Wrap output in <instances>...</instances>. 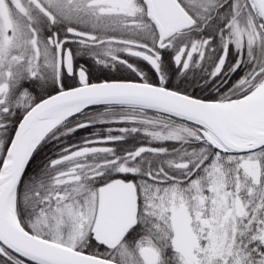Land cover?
Masks as SVG:
<instances>
[{
  "label": "snow or ice",
  "instance_id": "obj_1",
  "mask_svg": "<svg viewBox=\"0 0 264 264\" xmlns=\"http://www.w3.org/2000/svg\"><path fill=\"white\" fill-rule=\"evenodd\" d=\"M0 264H264V0H0Z\"/></svg>",
  "mask_w": 264,
  "mask_h": 264
}]
</instances>
